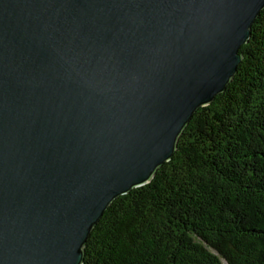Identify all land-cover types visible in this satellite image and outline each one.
Wrapping results in <instances>:
<instances>
[{
    "label": "water",
    "instance_id": "1",
    "mask_svg": "<svg viewBox=\"0 0 264 264\" xmlns=\"http://www.w3.org/2000/svg\"><path fill=\"white\" fill-rule=\"evenodd\" d=\"M264 0H0V264H82L108 206L225 91Z\"/></svg>",
    "mask_w": 264,
    "mask_h": 264
},
{
    "label": "trees",
    "instance_id": "2",
    "mask_svg": "<svg viewBox=\"0 0 264 264\" xmlns=\"http://www.w3.org/2000/svg\"><path fill=\"white\" fill-rule=\"evenodd\" d=\"M238 53L172 159L108 206L82 264H264V10Z\"/></svg>",
    "mask_w": 264,
    "mask_h": 264
}]
</instances>
